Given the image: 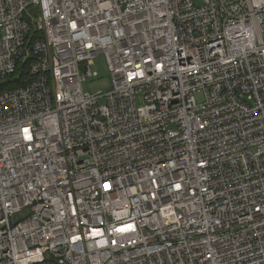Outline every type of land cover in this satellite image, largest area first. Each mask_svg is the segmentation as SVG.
<instances>
[{
    "label": "built area",
    "instance_id": "2783aa9c",
    "mask_svg": "<svg viewBox=\"0 0 264 264\" xmlns=\"http://www.w3.org/2000/svg\"><path fill=\"white\" fill-rule=\"evenodd\" d=\"M18 63L0 264H264V0H0Z\"/></svg>",
    "mask_w": 264,
    "mask_h": 264
},
{
    "label": "rangeland",
    "instance_id": "374dc122",
    "mask_svg": "<svg viewBox=\"0 0 264 264\" xmlns=\"http://www.w3.org/2000/svg\"><path fill=\"white\" fill-rule=\"evenodd\" d=\"M195 4H200L201 0H194ZM91 69L97 72V76H88L86 80L83 81L82 87L85 91L90 93H96L98 91L106 92L111 88V74L103 53L97 54L93 58V64ZM195 100L200 103L203 100V95L201 91L195 93ZM104 103V98L99 100V104ZM26 210L18 214L15 219H20L21 216H25Z\"/></svg>",
    "mask_w": 264,
    "mask_h": 264
},
{
    "label": "trees",
    "instance_id": "16d2710c",
    "mask_svg": "<svg viewBox=\"0 0 264 264\" xmlns=\"http://www.w3.org/2000/svg\"><path fill=\"white\" fill-rule=\"evenodd\" d=\"M29 80L28 74L25 70V65L18 63L16 70L7 75L5 78H0V91L6 88H11L16 85L25 84Z\"/></svg>",
    "mask_w": 264,
    "mask_h": 264
}]
</instances>
